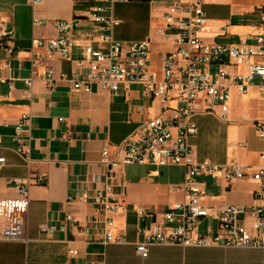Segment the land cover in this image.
<instances>
[{"label": "crops", "instance_id": "0c3cea01", "mask_svg": "<svg viewBox=\"0 0 264 264\" xmlns=\"http://www.w3.org/2000/svg\"><path fill=\"white\" fill-rule=\"evenodd\" d=\"M173 1L113 4V14L120 20L112 30L113 38L124 44L150 39L149 65L158 71L164 55L176 48V29L166 27L160 18ZM98 4L100 0H46L32 6L25 0H0V157L6 158L0 164V230L13 214H24L28 237V241L0 238V264H264V248L159 244L150 247L146 258L137 252L136 243L143 234L131 208H148L153 219L165 227L166 208L186 199V193L178 188L185 183L183 166L124 165L115 176L108 177L109 168L101 162L105 147H109L111 158L122 154L117 146L161 113V104L148 97L142 86L134 85L130 92L111 93L100 88L74 92L68 81L58 78L63 72L71 73L75 66L61 56H48L42 49L58 80L51 89L45 80L35 77L28 89L25 79L32 76L31 42L33 38L55 36V20H75L74 58H82L88 44L96 49L108 48V43L100 40L97 24L87 18ZM262 5L264 0H205L207 22L202 39L207 43L239 44L246 36H254ZM35 19L45 23L34 26ZM260 83L257 80L245 94L232 90L228 121L205 112L204 103L197 106L199 114L194 120L198 132L191 143L198 161L237 164L252 170L264 167V140L255 128V123L264 119ZM169 105L182 104L172 98ZM23 114L31 116L24 127L25 137L30 138V167L14 150L18 146L15 127ZM30 170L34 175L46 173L47 180L31 185L28 196L22 198L8 180L25 179ZM108 183L130 207L128 212L111 215L117 227L128 233L124 244L102 242V229L93 223L97 215L93 204L69 200L84 190L93 194ZM200 186L204 203L210 206L257 203L259 185L252 179L228 183L217 174L202 178ZM68 214L74 216L73 222L67 221ZM251 222L247 214L246 223ZM44 223L58 226L57 232L46 239L40 233ZM218 228L217 220L205 219L198 223L197 232L212 234ZM71 249L79 253L70 255Z\"/></svg>", "mask_w": 264, "mask_h": 264}, {"label": "built area", "instance_id": "2783aa9c", "mask_svg": "<svg viewBox=\"0 0 264 264\" xmlns=\"http://www.w3.org/2000/svg\"><path fill=\"white\" fill-rule=\"evenodd\" d=\"M25 1L35 6L46 0ZM117 1L140 0H100V4L87 15L101 31L100 40L108 43L106 50L88 44L83 57L74 58L73 51L77 45L73 36L75 20L57 19L54 21L55 36L33 38L31 42L32 76L25 79V84L31 89L34 78L41 77L51 89L59 79L68 81L74 92H91L100 88L111 93L121 90L130 92L134 85H140L148 97L161 104L159 115L148 119L117 146L122 154L111 158L109 147H105L101 158V162L109 168L108 177L115 176L122 166L132 164L176 165L186 170L185 183L178 187L186 193V199L166 208L163 214L165 227L153 219L148 208H131L138 216L139 231L143 234V239L136 243V250L142 257H148L150 247L159 244L264 248V167L252 170L237 164L217 165L210 160L198 161L191 143V138L198 132L194 118L199 114L197 106L200 103L205 104V112L228 121L233 89L245 94L260 80L259 86L264 91V5L258 8V32L254 36H246L239 44H225L219 41L207 43L201 37L207 22L205 0H174L160 18L166 27L176 29V48L164 55L162 69L158 71L149 65L150 39L124 44L113 38L112 30L120 24L113 14V4ZM44 23L37 19L33 22L34 26ZM42 49L47 50L48 56L58 55L71 62L75 69L71 73H61L57 79ZM8 50L10 53L13 51L12 47ZM41 67L43 71L39 72ZM2 81L5 79L2 78ZM172 98L180 101L181 107H171L169 101ZM30 121L31 116L23 114L17 122L18 146L14 149L29 167L32 162L28 147L30 138L25 137L24 127ZM255 128L264 140V119L257 121ZM5 162L6 158L0 157V164ZM217 174H222L228 183L238 179L256 181L259 185L255 193L257 203L252 206L205 204L201 180ZM46 180V173L34 175L30 170L25 179L11 178L8 182L16 186L22 198H26L31 185L44 184ZM76 199L93 204L97 213L93 223L96 228L102 229V242H127V231L119 229L111 215L128 212L130 207L118 198L111 183L93 194L84 190L77 197H69L71 201ZM247 214L252 218L251 225L246 223ZM66 219L68 222L75 220L71 214ZM205 219L217 220L218 232L198 233L197 225ZM26 225L24 214H13L0 230V238L28 241ZM57 230L58 226L51 223L40 225V233L45 239ZM78 253L76 249L69 250L70 255Z\"/></svg>", "mask_w": 264, "mask_h": 264}]
</instances>
